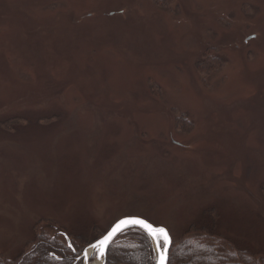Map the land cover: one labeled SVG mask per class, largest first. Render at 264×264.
Here are the masks:
<instances>
[{"label": "rangeland", "instance_id": "obj_1", "mask_svg": "<svg viewBox=\"0 0 264 264\" xmlns=\"http://www.w3.org/2000/svg\"><path fill=\"white\" fill-rule=\"evenodd\" d=\"M211 209L264 254V0H0V257Z\"/></svg>", "mask_w": 264, "mask_h": 264}, {"label": "trees", "instance_id": "obj_2", "mask_svg": "<svg viewBox=\"0 0 264 264\" xmlns=\"http://www.w3.org/2000/svg\"><path fill=\"white\" fill-rule=\"evenodd\" d=\"M211 53L212 50L203 53L204 61ZM216 60L221 66L219 58ZM204 61L197 65L202 73L206 71L203 68ZM177 125L186 126L178 122ZM215 212L214 209L206 212L212 222L210 226L193 225L179 238H172L169 264H264V254H252L216 233ZM67 240L76 249L75 252L68 247ZM87 246L88 243L83 242L81 237L69 233L54 236L38 233L22 254L13 260L0 257V264H82L80 256ZM51 253L61 259L53 260ZM152 255L154 253L148 236L140 229L130 228L120 233L110 245L105 264H151Z\"/></svg>", "mask_w": 264, "mask_h": 264}, {"label": "snow or ice", "instance_id": "obj_3", "mask_svg": "<svg viewBox=\"0 0 264 264\" xmlns=\"http://www.w3.org/2000/svg\"><path fill=\"white\" fill-rule=\"evenodd\" d=\"M129 228H139L147 234L149 240L152 243L151 264H169V249L172 246V238L164 227L154 226L149 223L145 218L138 215H126L124 218L119 219L106 234H102L96 238L94 242H89L88 246L83 251V262L90 259H103L110 245L114 242L118 234L128 230ZM74 252L76 249L71 243L68 244ZM89 249L92 250L91 255ZM53 260H60L61 257L56 256L55 253H51ZM79 258V257H76Z\"/></svg>", "mask_w": 264, "mask_h": 264}, {"label": "water", "instance_id": "obj_4", "mask_svg": "<svg viewBox=\"0 0 264 264\" xmlns=\"http://www.w3.org/2000/svg\"><path fill=\"white\" fill-rule=\"evenodd\" d=\"M130 229V228H129ZM137 229H139V228H137ZM141 230V229H140ZM146 234V233H145ZM119 235V234H118ZM117 235V236H118ZM147 235V234H146ZM67 242L69 243V240H67ZM151 242V241H150ZM152 244V243H151ZM153 247V246H152ZM89 251H90V255H91V252H92V250L91 249H89ZM106 257V256H105ZM81 258H83V253H82V255H81ZM98 260H101L102 261V264H105V258H103V259H98ZM84 264H85V262H84ZM86 264H89V261H87L86 262Z\"/></svg>", "mask_w": 264, "mask_h": 264}, {"label": "bare ground", "instance_id": "obj_5", "mask_svg": "<svg viewBox=\"0 0 264 264\" xmlns=\"http://www.w3.org/2000/svg\"><path fill=\"white\" fill-rule=\"evenodd\" d=\"M90 253V251H89ZM89 264H102V261L101 260H95L94 262H91Z\"/></svg>", "mask_w": 264, "mask_h": 264}]
</instances>
